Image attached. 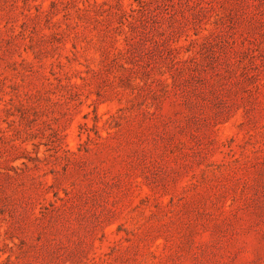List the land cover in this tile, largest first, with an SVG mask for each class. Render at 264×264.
Wrapping results in <instances>:
<instances>
[{"label":"rangeland","instance_id":"rangeland-1","mask_svg":"<svg viewBox=\"0 0 264 264\" xmlns=\"http://www.w3.org/2000/svg\"><path fill=\"white\" fill-rule=\"evenodd\" d=\"M0 264H264V0H0Z\"/></svg>","mask_w":264,"mask_h":264}]
</instances>
